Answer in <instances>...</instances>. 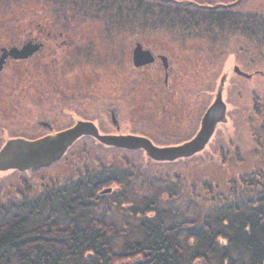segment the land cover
Returning <instances> with one entry per match:
<instances>
[{"label":"trees","instance_id":"16d2710c","mask_svg":"<svg viewBox=\"0 0 264 264\" xmlns=\"http://www.w3.org/2000/svg\"><path fill=\"white\" fill-rule=\"evenodd\" d=\"M220 12L197 11L189 22L201 25L192 29L217 27L213 37L252 34L264 45V21H219ZM165 23L170 31H186L184 21ZM130 24L122 21L121 27L142 29ZM75 164L76 177L61 183L14 172L13 187L0 189V264H264L263 164L221 187L213 178L183 171L162 174L154 179L167 183L162 199L158 190L140 206L121 209L138 222L128 233L105 222L107 211H95L111 196L127 204L133 183L152 189L153 179L138 174L134 164L125 170L100 164L95 171L85 161ZM112 184L117 191L101 193Z\"/></svg>","mask_w":264,"mask_h":264},{"label":"rangeland","instance_id":"374dc122","mask_svg":"<svg viewBox=\"0 0 264 264\" xmlns=\"http://www.w3.org/2000/svg\"><path fill=\"white\" fill-rule=\"evenodd\" d=\"M248 5L252 7L253 5H262L264 7V0H248ZM70 8V0H0V45L8 40L10 41L13 33L26 29L36 30L38 25L41 29L53 31H56L57 23L66 28L64 23L67 21H63L62 17L67 14H76ZM131 8H134L136 13L142 11V7H138L137 0H130L129 3L121 5V10L127 11H123L122 14L130 13L129 10ZM143 8L145 9L144 6ZM165 8L170 10V15L180 9L176 4L165 5L157 2L153 10L155 13H162L158 9L164 10ZM188 10L189 12L194 11L195 7H189ZM68 20V25L71 28L75 26L73 20ZM169 20L173 27V20ZM91 23L93 25L80 28L79 30H91L94 32V53L91 54H94L95 59L90 67L93 69V75L91 77L92 88L89 87L93 99L96 102H105L108 99L109 102L114 103L116 106L121 99V113L124 115L125 121L132 122L127 129H123V132H128L129 130L141 131L142 129L143 131H155L154 134L157 138H163L158 134L161 128L171 134L173 132L171 131L173 123L171 118L168 119L167 112L164 115L161 112V103L153 97L145 99L147 91L149 92V80L142 76L144 70L134 68L131 60L126 61L125 52L116 53L110 47L114 41L113 38H118V33L113 35V30L105 27L103 23L96 21H91ZM126 23H133L130 25L141 27L143 31L146 30L152 33L155 41L157 39L163 48L169 47L173 50L168 55L173 56L174 62H177L179 66L177 67L175 64L173 68L175 73L171 76V82L174 87L178 88L177 94L181 93L182 95L180 100L177 101H188L191 111L189 116L192 119L200 118L203 104L208 108L217 92L220 91L219 89H221L222 99L226 105V123L220 124L206 148L194 158L177 160L173 163H157L147 158L141 151L123 152L121 150L120 152L114 150L116 148L100 145L101 148L95 140L83 137L75 142L65 157L58 163L48 168L24 173L23 176L32 181L54 178L61 183L70 177H76L78 173L76 167L79 165L75 164L76 162H87V167L91 168V171L99 168L100 164L104 165L100 168L113 165L123 170L127 166L132 169L131 164L136 165L138 174L147 176L150 180L153 179V188L141 187L139 186V181H137L132 184L130 189L132 195L128 194L129 202L127 204L121 205V198L115 199L111 196L107 197L104 203L98 207L99 209L97 208V211H95L97 216L107 211L105 222L114 223L119 230L121 229V231L128 233L135 227L137 220L135 221L132 217L126 216L121 209L129 206H140L143 198H151L158 190L160 192L156 196L162 199L161 195L164 194L163 189L167 183L165 181L162 183V180H160L161 183H158L157 180H154L162 174H167L168 171L174 174L183 171L188 174V177L213 178L221 187L227 180H234L239 174L251 172L255 166L264 165V45H259V42L255 41L252 34L242 36L235 33L238 36V43H235V46L231 47L230 43L223 40L220 46L216 45V52L202 49L203 52L199 54V57L203 58V60L201 59L203 63H200L195 53H193L196 51H191L192 44L180 32L184 35L194 34L198 37L197 39H200V36H204L205 39L212 43V36L207 35V33L213 34L217 27L206 26L207 28H202L200 26L195 28L196 31H194L192 28L195 25H201V21L196 23L186 21L183 26L186 31L175 29V31H172L175 35H172V32L171 34L162 33L169 30V26L167 27L166 23L161 21V19L155 21H126ZM210 23V21H206L205 25ZM126 29V27H121V32L126 31ZM236 35L232 36L234 38L233 41L236 40ZM177 50L181 51L176 52ZM97 53L103 55V59L98 60L96 58ZM71 62L72 57L68 56L61 64V68L69 82L68 88L74 87L71 77L72 72L69 71ZM234 66H238L241 71L249 74L262 73L263 77L257 73L255 76L253 75L251 80H247L233 72ZM15 67H17V72L20 67L25 69V72H28V80L26 79V81H28L29 99L26 103L22 101L23 107L15 106L13 110L19 111V115L24 114V118H26V115L28 116L26 120L30 119L29 131L25 132V134L29 135V137H35L37 136V132H35L37 130L32 129L33 122L29 114L36 119H42L45 116L40 111L43 104L39 102L41 96V75L32 62L21 64V66L17 64ZM72 67L74 68L73 71H78L79 65L74 61L72 62ZM84 69L86 70V68ZM12 76L14 83H11L10 86H5L4 84L5 92L10 90H13L14 93L21 92L17 90L15 84L17 80L20 81V77L18 78L16 73H13ZM71 88L69 95H71ZM62 91L64 90L61 89ZM173 93V96L177 95L175 90ZM25 95L27 96V94ZM177 101L172 99L173 104ZM76 106L85 108L86 105L78 101ZM160 113L162 114L161 116L158 115ZM86 114L88 115V113ZM83 118H86V116L82 115ZM124 119L122 118V120ZM101 120H104V118H101ZM17 132L21 134V131L16 130V128H12L9 131L12 135L17 134ZM161 132L164 133L163 131ZM4 135L2 134L3 137ZM217 150L223 151L224 154L216 153ZM262 150L263 153H261ZM73 160H75V163ZM171 173H169L170 176H172ZM14 175V172L0 173V189H5L8 186L12 188L13 185L11 184L15 182ZM139 178H142V176ZM117 188V185L112 184L106 189H116L117 191ZM122 189H124L123 184L121 185ZM137 217H139L138 214ZM119 237L120 239L117 240L118 244L121 243V237L123 236Z\"/></svg>","mask_w":264,"mask_h":264},{"label":"flooded vegetation","instance_id":"af4514ba","mask_svg":"<svg viewBox=\"0 0 264 264\" xmlns=\"http://www.w3.org/2000/svg\"><path fill=\"white\" fill-rule=\"evenodd\" d=\"M129 2L130 0H70V9L76 14H67L62 17L63 21H67L64 23L67 29L59 23H57L56 31L41 29L38 25L36 30L26 29L13 33L10 41L8 40L0 45V149L8 141H34L46 135L68 130L79 123L92 124V127H95L101 135L138 136L150 140L155 146L159 147L179 145L189 141L195 135L207 108L203 104V108L201 109L203 110L201 113L202 116L192 119L189 116L191 111L188 101H177L180 100L182 95L181 93L177 94L179 90L171 82V76L175 73L173 68L175 64L177 67L179 66L177 62H174L173 56L168 55L173 50L169 47L163 48L157 39L155 41L154 35L146 30L143 31L137 28L135 31H132L127 28L126 31L121 32V22H135L138 20L155 21L160 19L163 22H169V19L186 22L196 18L195 14L197 10L221 11L216 15L217 18L220 16L218 18L219 21H232L236 19L246 20V22L253 20L264 21V7L262 5H253L252 7L248 5V0H137L138 7H142L141 12L136 13V10L131 8L129 10L130 13L121 15V5ZM157 2L165 5L176 4L180 10L178 13L172 15H170L168 8L164 9L165 12L164 10L158 9L162 13H155L153 8L156 7ZM242 3L243 6L241 7ZM189 7H195V10L189 12V10L187 11ZM68 19L73 20L75 26L71 28L68 25ZM91 21L103 23L105 27L113 30V35L118 33V38L112 37L114 41L110 47L116 53L125 52L126 61L131 60L134 68L144 70L142 76L149 80V92L147 91L145 99L147 97H153L161 103V112L163 115L167 112L168 119L171 118L173 123V126H171V131L173 132L171 134H168L160 128L158 134L163 138L158 137V139L154 134L155 131H143L140 125L141 131L129 130L128 132H123L132 122L125 121L124 115L121 113V99L118 101L117 106L109 102L108 99L105 102H96L93 99L89 87L92 88L91 77L93 75V69L90 67L93 65V60L95 59L94 54H91L94 53V32L91 30H79L80 28L93 25ZM104 32L107 33L106 31ZM171 32L167 30L162 33L171 34ZM180 34L192 44L191 51L197 52L193 53H195L200 63L203 58L199 57V54L203 50L216 52V45L220 46L223 40L230 43L231 47L233 45L235 46V43H238V34L232 35H236L235 41H233L234 38L232 36L222 37L216 35L213 37V35H209L212 36V43L205 39L204 36H200V39H197L198 37L194 34ZM172 35L175 34L172 32ZM27 45L34 49L28 56L23 57L17 53L11 54V51H20ZM180 51L177 50L176 52ZM134 52L137 55V62L141 63L139 66H134L133 64ZM68 56L72 57V62L76 61L79 65V68H77L78 71H73L72 62L70 63L69 71L72 72L71 77L74 82V87L72 88H68L69 82L61 68L62 61L64 62ZM96 58L101 60L103 59V55L97 53ZM30 62L35 65L38 73L40 72L41 75V96L39 102L43 104L40 111L45 115L42 119H36L29 114L33 122L32 129L37 130L35 131L37 132V136L35 137H29V135L25 134V132L29 131L30 119L26 120L28 116L26 115V118H24V114H21L22 117L19 115V111L17 113L13 110L15 106L23 107L22 104L26 103L29 99L28 81H26V79L28 80V72H25V69L21 67V70L18 68L17 72L15 65L18 64L21 66V64ZM234 67L239 69L238 66ZM241 72L249 76L239 75L247 80H251L253 75L255 76L258 73L249 74L244 71ZM13 73H16L18 78L20 77V81L17 80L15 84L17 90L21 92L14 93L13 90L5 92L3 88L4 84L5 86H10L11 83H14V79L12 78ZM258 75L263 77L262 73H258ZM70 88L71 95L68 94ZM61 89L64 91L61 92ZM174 90L177 94L175 96H173ZM172 99H175L177 102L173 104ZM78 101H81L82 104L85 103V108H78L76 106ZM82 115L86 116V118L82 119ZM158 115L161 116L162 114L160 113ZM101 118H104V120H101ZM125 124L126 126H124ZM219 126H217L216 131ZM12 128L21 131V134L18 132L14 135L9 133ZM2 134H5L4 137ZM86 138L93 139L92 137ZM114 150L121 152V149ZM123 152L127 151L123 150ZM218 153L224 154L221 150ZM107 187L109 188V186H106L101 188V190L106 191L108 190L106 189Z\"/></svg>","mask_w":264,"mask_h":264},{"label":"water","instance_id":"95a60500","mask_svg":"<svg viewBox=\"0 0 264 264\" xmlns=\"http://www.w3.org/2000/svg\"><path fill=\"white\" fill-rule=\"evenodd\" d=\"M34 49L27 45L20 51H11L20 56H28ZM136 52V51H135ZM134 52V53H135ZM136 53L133 54L134 66H139ZM237 75L247 76L237 67L233 68ZM217 92L211 104L206 109L198 130L193 138L175 146L159 147L150 140L132 135H101L92 124H77L75 127L55 134L46 135L34 141L12 140L6 142L0 149V173H28L48 168L61 161L69 149L82 137H92L105 147L125 151H142L144 155L157 163H170L177 160L190 159L206 148L213 138L216 128L225 124L226 105L222 99V90ZM109 193L110 189L101 191Z\"/></svg>","mask_w":264,"mask_h":264},{"label":"bare ground","instance_id":"6f19581e","mask_svg":"<svg viewBox=\"0 0 264 264\" xmlns=\"http://www.w3.org/2000/svg\"><path fill=\"white\" fill-rule=\"evenodd\" d=\"M196 132H197V131H196ZM192 138H193V137H192ZM192 138H191V139H192ZM191 139H190V140H191ZM95 141H96V140H95Z\"/></svg>","mask_w":264,"mask_h":264}]
</instances>
